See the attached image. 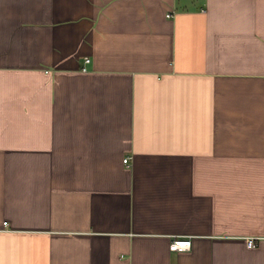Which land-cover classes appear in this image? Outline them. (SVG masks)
Returning a JSON list of instances; mask_svg holds the SVG:
<instances>
[{
    "label": "crops",
    "instance_id": "0c3cea01",
    "mask_svg": "<svg viewBox=\"0 0 264 264\" xmlns=\"http://www.w3.org/2000/svg\"><path fill=\"white\" fill-rule=\"evenodd\" d=\"M0 264H264V0H0Z\"/></svg>",
    "mask_w": 264,
    "mask_h": 264
},
{
    "label": "built area",
    "instance_id": "2783aa9c",
    "mask_svg": "<svg viewBox=\"0 0 264 264\" xmlns=\"http://www.w3.org/2000/svg\"><path fill=\"white\" fill-rule=\"evenodd\" d=\"M89 59L86 58L85 61H88ZM84 69V67H82ZM129 161V156H126L123 158L124 163H128ZM247 246H253L255 245V241L252 238H248L246 241ZM191 245V239L189 237L184 238V237H175L173 238L170 243H169V248L171 250H185L189 249Z\"/></svg>",
    "mask_w": 264,
    "mask_h": 264
},
{
    "label": "bare ground",
    "instance_id": "6f19581e",
    "mask_svg": "<svg viewBox=\"0 0 264 264\" xmlns=\"http://www.w3.org/2000/svg\"><path fill=\"white\" fill-rule=\"evenodd\" d=\"M185 238H187V237H185ZM190 238V237H189ZM191 239V238H190Z\"/></svg>",
    "mask_w": 264,
    "mask_h": 264
}]
</instances>
